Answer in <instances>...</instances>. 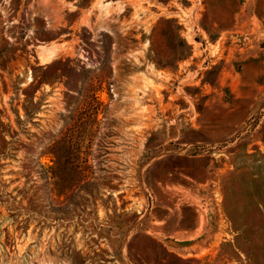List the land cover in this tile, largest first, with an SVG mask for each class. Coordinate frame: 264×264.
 <instances>
[{"label": "rangeland", "instance_id": "obj_1", "mask_svg": "<svg viewBox=\"0 0 264 264\" xmlns=\"http://www.w3.org/2000/svg\"><path fill=\"white\" fill-rule=\"evenodd\" d=\"M0 264H264V0H0Z\"/></svg>", "mask_w": 264, "mask_h": 264}]
</instances>
